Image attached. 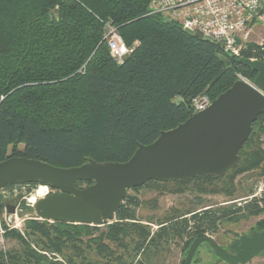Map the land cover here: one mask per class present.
Listing matches in <instances>:
<instances>
[{
	"label": "trees",
	"instance_id": "16d2710c",
	"mask_svg": "<svg viewBox=\"0 0 264 264\" xmlns=\"http://www.w3.org/2000/svg\"><path fill=\"white\" fill-rule=\"evenodd\" d=\"M150 2L0 0V161L21 156L58 167L88 158L124 162L139 144L184 122L194 97L206 94L212 101L238 73L254 79L256 72L220 45L149 13ZM109 24L132 47L121 63L111 57L104 37ZM242 56L250 54L245 50ZM261 133L264 111L231 168L172 182L202 179L212 185L210 192L231 196L236 175L264 173ZM150 182L159 181L145 184ZM139 204L126 195L114 219L99 225L28 218L24 233L5 230L19 249H0V264H142L146 249L159 247L169 235L188 229L196 238L243 211L264 213V203L252 199L235 208L201 209L191 219L180 214L152 232V220L146 224L138 217ZM256 229L264 230V219Z\"/></svg>",
	"mask_w": 264,
	"mask_h": 264
},
{
	"label": "water",
	"instance_id": "95a60500",
	"mask_svg": "<svg viewBox=\"0 0 264 264\" xmlns=\"http://www.w3.org/2000/svg\"><path fill=\"white\" fill-rule=\"evenodd\" d=\"M196 36L202 37L200 33ZM238 63L256 72L252 84L234 83L204 110L192 113L174 128L163 130L149 144H139L124 162L99 163L88 158L72 167L11 156L0 161V189L7 184L37 182L49 193L34 203L38 218L49 221L99 225L114 219L127 190L149 180L173 181L200 175H219L236 164L252 123L264 111V61L241 57ZM78 181L90 184L78 187ZM14 214L16 206L0 202V213ZM228 264H244L264 250V230L235 239L229 252L207 235L190 243L184 264H191L201 243Z\"/></svg>",
	"mask_w": 264,
	"mask_h": 264
},
{
	"label": "rangeland",
	"instance_id": "374dc122",
	"mask_svg": "<svg viewBox=\"0 0 264 264\" xmlns=\"http://www.w3.org/2000/svg\"><path fill=\"white\" fill-rule=\"evenodd\" d=\"M248 41L249 45H251L250 49H246L247 53L250 54L249 57L259 54L261 48L264 54V29H258ZM242 77L244 76L240 73L236 76L237 79ZM261 135H264V133H261ZM260 137V146L264 150V141H261ZM263 179L264 173L260 174L258 170L236 175L233 181L235 190L231 196H227L221 191L210 192L209 187L212 185H209L206 181H202V179L193 180L181 185L172 181L144 183L137 188L134 187L136 189L127 190V195L131 196L134 200L138 199L140 201V206L137 208L138 217L146 224H148L147 220H152L149 227L152 232H155L160 226L158 223L165 220L168 221L164 224L174 223V217L180 214L186 213L184 216L191 219L192 214L201 209L217 207L235 208L232 205H239L245 201H249L248 197L254 192L256 185ZM42 186L39 183H16L12 186L7 184L0 189V202L16 206L14 214H7L5 209H2L0 213V249H19V243L16 238L6 236L5 230L14 229L24 233V220L28 218L40 219L36 218L34 203L43 197L42 191L45 188ZM77 186L83 187L86 184ZM228 188L231 189L230 187ZM219 189L221 188L219 187ZM262 219H264V213L250 214L243 211L228 219L219 220L211 230L204 234L211 237L224 249L232 252L230 245L239 236L243 234L249 235L254 231H262L256 229V223ZM195 236L188 229L181 235H169L167 239L163 238L159 242V247H148L139 259L142 261V264H181ZM111 247L114 250L120 251L115 244H112ZM94 257L96 258V256ZM191 264L228 263L218 258L209 244L204 242L195 251ZM244 264H264V250Z\"/></svg>",
	"mask_w": 264,
	"mask_h": 264
},
{
	"label": "built area",
	"instance_id": "2783aa9c",
	"mask_svg": "<svg viewBox=\"0 0 264 264\" xmlns=\"http://www.w3.org/2000/svg\"><path fill=\"white\" fill-rule=\"evenodd\" d=\"M148 12L162 15L178 23L182 29L200 33L220 45L222 50L235 58H241L244 50L248 49L249 39L258 29H264V0H151ZM105 40L111 57L121 63L125 56L132 51L128 47L116 27L107 25ZM263 49L260 53L248 59L264 61ZM239 80L252 84L247 77ZM193 113L207 108L211 100L206 94L192 99ZM264 141V135H261ZM256 199L259 206L264 203V179L256 185L254 192L248 197Z\"/></svg>",
	"mask_w": 264,
	"mask_h": 264
},
{
	"label": "bare ground",
	"instance_id": "6f19581e",
	"mask_svg": "<svg viewBox=\"0 0 264 264\" xmlns=\"http://www.w3.org/2000/svg\"><path fill=\"white\" fill-rule=\"evenodd\" d=\"M42 187L45 188V190L42 191V194H43V197H44L46 194L49 193V189H48V187L46 185H43Z\"/></svg>",
	"mask_w": 264,
	"mask_h": 264
},
{
	"label": "flooded vegetation",
	"instance_id": "af4514ba",
	"mask_svg": "<svg viewBox=\"0 0 264 264\" xmlns=\"http://www.w3.org/2000/svg\"><path fill=\"white\" fill-rule=\"evenodd\" d=\"M233 253V252H232Z\"/></svg>",
	"mask_w": 264,
	"mask_h": 264
}]
</instances>
